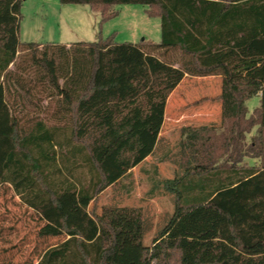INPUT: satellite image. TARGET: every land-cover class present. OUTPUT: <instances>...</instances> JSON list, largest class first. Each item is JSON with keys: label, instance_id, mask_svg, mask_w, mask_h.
<instances>
[{"label": "trees", "instance_id": "1", "mask_svg": "<svg viewBox=\"0 0 264 264\" xmlns=\"http://www.w3.org/2000/svg\"><path fill=\"white\" fill-rule=\"evenodd\" d=\"M59 1L88 5L102 23L118 5H145L162 37L23 42V0H0V187L9 183L35 210L41 237H65L36 264H264V0ZM176 51L178 66L169 61ZM187 75L221 76L220 94L205 99L221 102V133L182 128L183 174L162 181L174 211L145 245L142 207L98 212L97 203L154 151L168 98ZM45 100L55 102L54 124L28 117Z\"/></svg>", "mask_w": 264, "mask_h": 264}, {"label": "rangeland", "instance_id": "2", "mask_svg": "<svg viewBox=\"0 0 264 264\" xmlns=\"http://www.w3.org/2000/svg\"><path fill=\"white\" fill-rule=\"evenodd\" d=\"M117 8L120 15L102 23V14L93 11L85 4H63L59 0H23L22 18L20 21V39L23 42L37 43H76L93 42L99 39L100 33L104 37L116 33L117 42L138 43L144 39H154L161 37V19L149 16L146 12L147 6L142 4H121ZM158 36V37H157ZM26 51H21V55ZM29 53V52H27ZM169 61L179 65L181 52H171ZM14 66H12L13 68ZM216 92V85L210 84L205 79L187 77L176 92L168 108V113L173 115L175 107L179 108V114H183L185 121L176 123L175 127L166 125V133H173L175 160L181 164L180 141L183 139L182 128L188 123L193 124V113H199L207 104L205 99L213 97ZM260 103V97L255 96L249 99L248 105ZM42 105L47 108L45 111L37 112L32 107L33 115L44 118L49 124H54L53 112L55 102L48 103L45 100ZM253 107V106H252ZM258 107V106H256ZM256 107L249 110L251 114ZM181 116V115H179ZM28 118L21 120V126L28 128L31 123ZM193 126V125H191ZM185 127V126H184ZM194 127V126H193ZM168 131V132H167ZM216 135L221 130L214 132ZM256 133V132H255ZM250 135V134H249ZM247 140V142H249ZM226 156L220 158L219 162L225 161ZM156 159H153L154 163ZM151 168V166H149ZM227 169V167H226ZM224 169V170H226ZM129 187V185L127 186ZM117 187H112L99 197L97 208L100 212L105 205H116L122 202L121 196L125 192ZM138 193L135 191L134 194ZM140 195H145V191H139ZM161 194V193H160ZM139 197L138 194L136 198ZM135 198V199H136ZM161 217L159 223L151 221V214L146 219L144 231V244L151 245L153 238L167 224L174 211V198H161ZM140 204V203H134ZM44 221L39 217L34 209L30 208L21 197L15 192L12 185L5 183L0 187V264H36L40 255L49 247L61 242L65 237H41L39 231Z\"/></svg>", "mask_w": 264, "mask_h": 264}, {"label": "crops", "instance_id": "3", "mask_svg": "<svg viewBox=\"0 0 264 264\" xmlns=\"http://www.w3.org/2000/svg\"><path fill=\"white\" fill-rule=\"evenodd\" d=\"M118 9V8H117ZM119 10V9H118ZM121 11L119 10V15ZM158 37V36H157ZM162 37V32H161ZM161 37L154 39H146L148 41L152 42H159L161 40ZM66 45H70L71 43L67 42L64 43ZM13 65H11L12 68ZM187 77H194L199 78V80L205 79L206 81H210V84L213 83V85H216V92L213 97H216L221 92V85H222V79L219 75H211V76H185V78L182 80V82L176 87V89L170 94L166 110H165V121L162 127V130L159 134L158 141L156 144V147L154 151L146 157L141 163H139L137 166L130 169L120 180H118L116 183H114L112 186L107 188L100 196H102L105 192L110 190L112 187H117L118 189H121L125 193L121 196H124V198H121L122 202L120 204H116V206H136V207H142L144 212V223L146 224V219L151 214L153 218H151V221L153 223H159L160 217H161V198L167 197L171 198L173 196L175 200V195L166 191L164 188L163 180L168 178H174L175 176H180L183 174V168L181 167L180 161L177 162L175 158V143L173 142V133L169 132L166 133V125H170V127H175L176 123H179L181 121H185V117L183 116L184 113L179 114V108L175 107L173 112V115L168 113L169 103L171 99L176 96V92L179 90V88L182 86V84L187 80ZM249 100L247 101V106L249 110H252L253 107L259 106L260 103L257 102L254 105H248ZM206 105L204 106V109L201 112L193 113L192 119L193 124L188 123L186 126L193 125L194 127H200L203 125L208 126H214L216 127L217 131L220 129L221 125V102L219 100H211L206 101ZM253 106V107H252ZM180 113V112H179ZM183 126V127H184ZM257 130V127H255L250 133V135H247V140L251 138L253 134H255ZM168 132V131H167ZM156 159L154 163L153 159ZM244 162L250 164V165H260V159L259 158H251L246 157L244 159ZM151 166V168H149ZM226 175V172L224 173ZM129 185V187H127ZM145 191V195H140L139 191ZM121 191V192H122ZM135 191H138V193L134 194ZM161 193V194H160ZM137 197L136 198V196ZM136 198V199H135ZM134 203H140V204H134ZM105 206V205H104Z\"/></svg>", "mask_w": 264, "mask_h": 264}]
</instances>
